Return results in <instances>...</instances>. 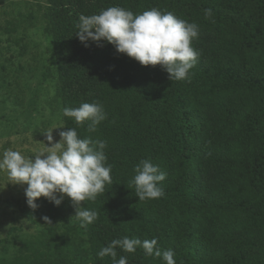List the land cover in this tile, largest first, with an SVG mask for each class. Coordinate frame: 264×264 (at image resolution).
Here are the masks:
<instances>
[{
    "label": "trees",
    "instance_id": "trees-1",
    "mask_svg": "<svg viewBox=\"0 0 264 264\" xmlns=\"http://www.w3.org/2000/svg\"><path fill=\"white\" fill-rule=\"evenodd\" d=\"M112 6L134 14L155 7L197 24L190 79L172 81L160 65L143 66L105 41L85 46L79 17ZM43 19L63 109L97 102L107 114L95 132L63 115L65 131L107 142L112 183L81 202L97 213L82 227L85 245L74 244L72 227L44 229L0 264H113L97 254L125 236L155 238L176 264H264V0H48ZM143 159L167 173L161 198L136 196L134 168ZM116 252L128 264H164L141 247Z\"/></svg>",
    "mask_w": 264,
    "mask_h": 264
},
{
    "label": "clouds",
    "instance_id": "clouds-1",
    "mask_svg": "<svg viewBox=\"0 0 264 264\" xmlns=\"http://www.w3.org/2000/svg\"><path fill=\"white\" fill-rule=\"evenodd\" d=\"M205 15L211 16V10L206 9ZM77 27L76 36L85 46L89 40L98 44L100 41L110 43L118 53L134 58L143 66L160 65L172 81L190 79V70L199 57V52L192 47L193 39L198 38L199 26L155 7L134 14L131 10L112 6L99 14L81 15ZM63 115L73 118L77 125L89 122L90 132H95L107 118L103 106L97 102H85L76 108L66 107ZM61 127H53L44 133L50 146L43 143L44 149L33 156L6 149L0 158V171L7 173L9 182L27 185L26 203L33 210L38 208L36 201L40 197L56 206L65 196L69 197L76 208L75 217L81 221V227H87L97 219V213L83 208L81 202L94 201L104 192L106 184L112 183V166L107 164L104 151L107 142L80 138L76 128L59 132L60 140L54 142L53 130ZM134 172L132 183L139 201L164 196L159 184L166 179L167 173L158 165L143 159L135 166ZM43 219L47 225H52L47 216ZM157 243L155 238L141 241L125 236L113 239L97 255L100 258L110 256L113 264H128L126 256L116 259L117 246L129 253L141 247L147 255L162 258L164 264H176L174 251L161 252Z\"/></svg>",
    "mask_w": 264,
    "mask_h": 264
},
{
    "label": "rangeland",
    "instance_id": "rangeland-1",
    "mask_svg": "<svg viewBox=\"0 0 264 264\" xmlns=\"http://www.w3.org/2000/svg\"><path fill=\"white\" fill-rule=\"evenodd\" d=\"M47 7L48 0H0V158L6 149L33 156L50 146L45 132L63 126L53 130L56 142L65 131L54 43L43 19ZM26 187L9 182L7 173L0 171V262L11 263L24 240L44 229L64 234L72 227L74 244H86L69 197L58 206L64 213L58 216L38 203L31 209ZM38 200L55 205L44 197ZM45 216L52 225L46 224Z\"/></svg>",
    "mask_w": 264,
    "mask_h": 264
}]
</instances>
